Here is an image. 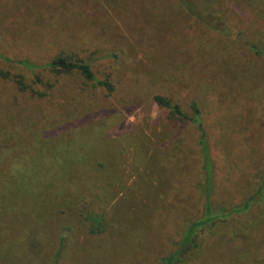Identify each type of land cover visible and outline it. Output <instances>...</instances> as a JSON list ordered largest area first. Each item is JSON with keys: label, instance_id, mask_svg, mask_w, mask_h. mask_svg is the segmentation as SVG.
Listing matches in <instances>:
<instances>
[{"label": "rangeland", "instance_id": "374dc122", "mask_svg": "<svg viewBox=\"0 0 264 264\" xmlns=\"http://www.w3.org/2000/svg\"><path fill=\"white\" fill-rule=\"evenodd\" d=\"M195 1L218 30L177 0H0V264H162L206 214L193 104L212 160L214 214L256 194L264 57L250 46L264 51V0ZM60 57L115 90L46 70ZM157 95L187 119L171 118ZM55 160L71 170L46 175ZM90 218L107 226L103 235L90 234ZM258 220L256 199L207 227L180 264H264V226L249 228ZM64 226L74 245L70 262L56 263ZM36 230L43 242L33 244Z\"/></svg>", "mask_w": 264, "mask_h": 264}, {"label": "trees", "instance_id": "16d2710c", "mask_svg": "<svg viewBox=\"0 0 264 264\" xmlns=\"http://www.w3.org/2000/svg\"><path fill=\"white\" fill-rule=\"evenodd\" d=\"M180 5L184 8V10H186L193 18H195L197 21L205 24L208 28L210 29H216L215 27H212V22L213 20H210L208 16L203 15L202 11L200 10L199 6H198V2L195 0H177ZM250 50L260 56V57H264V51L261 49H257L256 46H250ZM19 65H22L25 67V69L29 70V71H36L37 69L34 68L33 66H31L29 64V62H25V63H17ZM46 70H48L49 72L52 73H56V74H72V73H79L80 75H82L86 80L92 82L94 85L103 88L109 92H113L115 90V87L111 84V82L109 81V79L107 80H99L97 79V77L95 76L92 68L89 65L83 64L81 62H77L74 60H71L70 58H57L55 60H53L50 64H48L46 66ZM36 77V75H34V78ZM18 84H22L21 81H16ZM37 83H42L41 79H39V77H36V81ZM155 103L156 105L164 110H167L170 113V117L174 118V119H187L186 115L184 114L183 110L181 109L180 106L178 105H174L169 99H167L164 96L161 95H157L155 97ZM192 109L194 111V118L191 119V122L197 127L201 138L199 141V148H200V156H201V160L203 163V168L206 174V178H207V191L203 190V195L205 196V210H206V214H205V218L201 221H195L192 222L190 225H187V230L184 231L183 233V240L181 241V244H179L177 251L174 252L172 255L164 258L162 260V264H180L183 259H182V255L186 254V252L192 250V249H197L198 251L200 250V245H198L197 243L200 242V239L202 238L201 234L205 233V229H207V227H211L214 226L215 223H220V222H230V219L235 217V216H239L241 214H244L246 211H248L253 204L255 203L256 199H259V206H264V178L262 180V183H260L257 187V191L256 194L252 197V199L250 200V202L245 203L243 206L237 207V208H233L229 213H225V211H222L223 213L220 215L218 214H214V210H213V205H212V200H211V186H212V160H211V155H210V151H209V147L207 144V136L204 132V128H203V122H202V118H201V111L199 109V107L196 104L192 105ZM56 161V160H55ZM52 162L53 164H49L46 168H45V174L46 175H50L52 174L55 170H61V172L64 174L66 173L68 170H71V166L70 165H60L57 164V162ZM21 187L25 188L27 187V185H21ZM210 189V190H209ZM34 190V189H33ZM69 208L70 206L67 205ZM40 224H45V218L43 217L41 219V221H39ZM90 222V234L91 235H103L106 232V227L105 224H103L102 221L94 219V218H90L89 219ZM229 224V223H228ZM44 226V225H43ZM261 226H264V220H258L257 222H252L249 228H253V230H256L257 228H260ZM39 227L36 226V229H38ZM63 231L61 232V244L58 250V254L56 256V260L55 262H63L64 260L66 262H70L69 260V252L71 251L72 248V244L74 245L70 234V230L64 226ZM232 234H233V239H236L238 234L241 233V231H239L238 229H236L235 227H232ZM138 234H142V229H137ZM37 234H39V232L37 233V230L34 234L35 239L33 241V244H37V242H43V239L38 237ZM27 235V234H26ZM24 236L22 238L23 241H21V243H26L28 241L27 236ZM43 244V243H42ZM75 247V246H74ZM115 247V246H114ZM65 263V262H63Z\"/></svg>", "mask_w": 264, "mask_h": 264}]
</instances>
